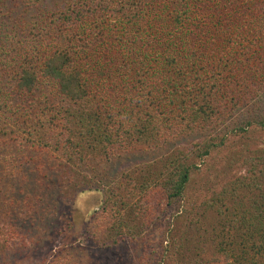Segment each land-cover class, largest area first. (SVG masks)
I'll use <instances>...</instances> for the list:
<instances>
[{
	"label": "trees",
	"instance_id": "obj_1",
	"mask_svg": "<svg viewBox=\"0 0 264 264\" xmlns=\"http://www.w3.org/2000/svg\"><path fill=\"white\" fill-rule=\"evenodd\" d=\"M43 1L0 0V264L62 235L52 194L90 191V233L136 264H264V149L186 198L228 135L263 125L264 0ZM69 247L40 264H85Z\"/></svg>",
	"mask_w": 264,
	"mask_h": 264
},
{
	"label": "rangeland",
	"instance_id": "obj_2",
	"mask_svg": "<svg viewBox=\"0 0 264 264\" xmlns=\"http://www.w3.org/2000/svg\"><path fill=\"white\" fill-rule=\"evenodd\" d=\"M53 0H44L43 3L47 5L52 3ZM257 111L259 116H264V105L257 104ZM256 107L249 106V109ZM247 109H245L242 116L236 115V121H243L247 117ZM263 125H255L249 128L246 133L228 135L224 147L214 151L208 158L205 159V163L200 166L198 173L193 179L187 192L186 198L188 202H193L195 205L203 204V201L209 199L213 192H218L222 185L234 180L238 176L243 175L244 164L243 157L241 155L249 156L256 153L258 150L264 149V120ZM229 128H232V124ZM224 133V131L222 132ZM222 133L220 135H222ZM182 139L177 141L175 145H170V150H192L193 145L198 143L201 139L196 136L190 137L189 140ZM154 158H156L154 156ZM152 160L150 157H136L130 163H140L143 161ZM129 164V165H132ZM129 165H123L122 167L128 168ZM134 165V164H133ZM125 168V169H126ZM52 200L62 204L55 205V211L58 213L57 223L60 224L59 228H62V235L54 237L52 243H45L42 249H33V253L27 251L28 257L21 264H40L42 262H48V259L52 255H56L59 252L69 247L77 255H80L86 259L85 264H136L135 258H133L131 250L126 244H120L116 247H107L102 245L101 238L95 232L90 233L91 224H94V219L97 217L95 214L100 210L104 199L98 192L90 191L85 193H73L68 192L61 196V193L53 195ZM182 202H176L170 207L165 214H163L160 220L156 223V230H166L171 228L176 223V215L181 210ZM63 217V218H62ZM62 218V220H61ZM68 222V226L64 227L61 224ZM56 223V226L58 224ZM26 227V226H25ZM95 231V230H94ZM91 234V235H90ZM55 239V240H54ZM54 241V242H53ZM196 242V241H195ZM15 252L11 250L10 253ZM209 252H206V259H211ZM49 255V257H48ZM171 262L170 264H172Z\"/></svg>",
	"mask_w": 264,
	"mask_h": 264
}]
</instances>
